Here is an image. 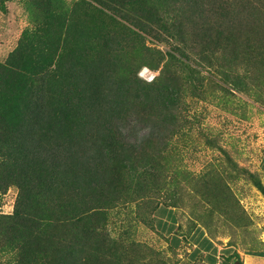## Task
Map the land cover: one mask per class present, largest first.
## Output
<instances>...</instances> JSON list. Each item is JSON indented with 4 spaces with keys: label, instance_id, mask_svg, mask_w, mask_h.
<instances>
[{
    "label": "rangeland",
    "instance_id": "1",
    "mask_svg": "<svg viewBox=\"0 0 264 264\" xmlns=\"http://www.w3.org/2000/svg\"><path fill=\"white\" fill-rule=\"evenodd\" d=\"M78 1L64 0L68 11L55 26L63 19L96 26L92 8L76 9ZM44 9L0 0L1 63L27 27L43 24ZM124 9L123 23L93 32L94 41L110 33L91 53L105 55L110 69L95 104L70 119L56 110L45 138L72 139L88 153L93 176L83 180L77 166L71 170L78 161L63 153L38 182L20 148H10L13 180L0 185V264H18L15 247L19 264H177L154 225L162 204L178 210L183 231L199 225L220 242L238 241L248 224L264 220V0H126ZM55 83L65 99L66 79ZM23 215L43 230L50 224L48 242L18 229ZM21 239L39 256L17 246Z\"/></svg>",
    "mask_w": 264,
    "mask_h": 264
},
{
    "label": "trees",
    "instance_id": "2",
    "mask_svg": "<svg viewBox=\"0 0 264 264\" xmlns=\"http://www.w3.org/2000/svg\"><path fill=\"white\" fill-rule=\"evenodd\" d=\"M130 1L128 0L129 3ZM33 2L45 7L43 24L40 25L36 21V24L27 27L20 44L11 52L7 61L0 62V139H11L7 142L6 139L2 141L0 147V172H3L0 176V185L13 180L9 168L11 155L8 151L15 147L20 148L18 150L22 151L26 163L34 169V172H31L40 174L38 182H42L41 173L45 167L49 164L59 166L63 163V153L70 160L78 161L72 163L71 170L74 169V165L77 166L83 180L90 181L93 174L91 163L86 156L88 153L82 155V151L75 147V142L70 138L65 141L66 143L60 141L49 143L45 138L52 124V117L59 111L58 109L62 110V113L65 112L66 115L63 113V117L70 119L87 104L92 105L93 102L95 104V97L99 96L109 76L104 72L110 69L105 55L94 57L91 53L93 49H97L96 43L110 36V33L105 34L104 37L98 36L94 41L93 32H97L100 25L107 29V24L111 20L123 23L124 17L118 12L125 8L126 0H79L76 9L86 6L93 11H90L92 12H89L90 14L87 12V15L94 17L90 21L96 26L87 25L88 28L69 23L70 19L69 21L63 19L61 27L58 22L56 26L59 28L55 26L57 19L64 18L68 11L64 0H33ZM55 2L60 4L61 9L50 8L51 3ZM124 11L125 9L122 12ZM67 57L69 65L63 67ZM258 59L264 64V49L258 52ZM64 79L68 85V95L65 99H58L61 83L58 86L55 80L60 82ZM62 113L59 111L60 117ZM59 157H61L60 161ZM81 158L84 160L80 161ZM17 159L20 163L19 157H16ZM3 166L7 167L3 169ZM20 186L22 188V185ZM29 194L28 189L21 194L20 205L26 204ZM42 211L43 209L39 208V212ZM20 219L21 225L18 229L23 227L27 234L33 235L34 243L49 241L48 238H44L46 236L44 233L48 231L50 224L46 230H43L41 227L44 223L40 220L29 215H23ZM31 226L35 228L32 229ZM22 234L25 236L24 232ZM23 240L21 239L17 246L21 249L24 247L30 256L38 257L37 252L22 244ZM17 250L18 247L13 248L14 257L18 260L14 261L19 264L21 253L18 251L16 256ZM56 260L57 264L61 263L57 258ZM236 263L241 264L240 261Z\"/></svg>",
    "mask_w": 264,
    "mask_h": 264
},
{
    "label": "crops",
    "instance_id": "3",
    "mask_svg": "<svg viewBox=\"0 0 264 264\" xmlns=\"http://www.w3.org/2000/svg\"><path fill=\"white\" fill-rule=\"evenodd\" d=\"M261 160L264 169V156ZM154 219L156 230L175 250L177 264H264V220L248 224L244 238L228 243L199 225L183 231L178 210L169 205H159Z\"/></svg>",
    "mask_w": 264,
    "mask_h": 264
}]
</instances>
